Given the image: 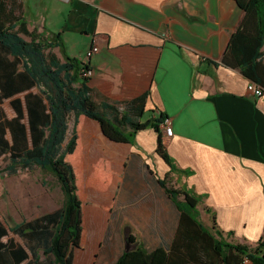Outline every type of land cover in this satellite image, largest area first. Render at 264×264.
<instances>
[{
    "label": "crops",
    "instance_id": "0c3cea01",
    "mask_svg": "<svg viewBox=\"0 0 264 264\" xmlns=\"http://www.w3.org/2000/svg\"><path fill=\"white\" fill-rule=\"evenodd\" d=\"M33 1L2 0L0 21L15 24L49 69L67 59L87 64L92 77L68 90L111 119L158 125L177 170L156 153L154 129L132 144L114 143L82 111H67L58 149L74 137L69 163L77 173L90 168L88 189L112 200L107 227H142V245H157L177 226L178 211L158 185L170 175L175 189L201 198L205 227L214 221L233 242L255 247L264 238V97L248 93L249 79L221 63L247 0H56L66 8L55 32L43 17L49 8ZM160 117L171 121L172 137H164ZM99 151L106 152L100 179Z\"/></svg>",
    "mask_w": 264,
    "mask_h": 264
},
{
    "label": "trees",
    "instance_id": "16d2710c",
    "mask_svg": "<svg viewBox=\"0 0 264 264\" xmlns=\"http://www.w3.org/2000/svg\"><path fill=\"white\" fill-rule=\"evenodd\" d=\"M243 11L221 63L239 70L264 91V0H247ZM14 29L15 24L0 21V178L39 168L57 179L64 196L59 209L31 220L10 226L0 219V264H66L59 243L70 227L73 208L80 206L70 184L72 177L68 180L59 171L61 163L55 158L67 111H82L114 143L132 144L138 132L154 129L158 135L156 153L171 173L177 170L158 125L111 119L91 100L74 96L68 86L89 80L83 77V70H90L88 65L67 59L49 69L42 55L31 50ZM7 103L14 113L11 118L4 109ZM163 122L164 117L156 120ZM169 176L158 179V185L178 211L177 226L167 227L157 245L146 248L143 244L121 252L114 264H264V238L254 247L233 242L234 235L221 232L214 221L211 227H205L197 219L201 198L188 190L175 189Z\"/></svg>",
    "mask_w": 264,
    "mask_h": 264
},
{
    "label": "rangeland",
    "instance_id": "374dc122",
    "mask_svg": "<svg viewBox=\"0 0 264 264\" xmlns=\"http://www.w3.org/2000/svg\"><path fill=\"white\" fill-rule=\"evenodd\" d=\"M33 2L49 8V13L43 16L49 26H47L48 29L55 32L63 26V10L66 8L63 4L56 0ZM41 13L44 14L43 8ZM68 36L78 37L71 33ZM78 39L75 38L76 43ZM75 49L79 51L78 44ZM69 50H72L70 45ZM5 108L7 113L11 114L7 104ZM73 139L74 137L66 145L61 146L56 151L55 157L61 163L58 167L59 171L68 180L69 176L72 177L70 184L74 188L76 200L80 203L79 208H73L71 212L70 227L60 240L59 250L65 257L66 264H114L121 252L142 245L147 231L141 230L142 227H133L130 223L125 226L107 227L112 200L109 199L107 193V195L101 192L93 193L88 189L89 185L86 182L91 177L90 168L77 173L69 163L68 156L73 154ZM94 155L99 164L96 178L100 179L106 176L104 174L106 152L99 151ZM2 166H5V161H2ZM56 180L39 168L31 172L18 173L16 176L0 178V219L6 220L10 226H13L23 219L31 220L59 209L64 195ZM107 192L114 194L116 185H109ZM200 215L199 213L197 219ZM130 237L133 239L131 243L129 242ZM14 239L19 241L16 236ZM3 240L5 242L7 238ZM43 259L42 255L41 260ZM22 264H27V262Z\"/></svg>",
    "mask_w": 264,
    "mask_h": 264
},
{
    "label": "built area",
    "instance_id": "2783aa9c",
    "mask_svg": "<svg viewBox=\"0 0 264 264\" xmlns=\"http://www.w3.org/2000/svg\"><path fill=\"white\" fill-rule=\"evenodd\" d=\"M98 52L97 47H92L90 50L87 51L86 58H90L92 54H95ZM93 75V72L90 70H83V77L85 78H91ZM248 93L253 94L255 97L261 98L264 97V91H262L256 84L250 83L248 85ZM163 134L165 138H170L173 135V128L171 127V121L169 119L164 120L163 122ZM245 264H248L245 262Z\"/></svg>",
    "mask_w": 264,
    "mask_h": 264
},
{
    "label": "water",
    "instance_id": "95a60500",
    "mask_svg": "<svg viewBox=\"0 0 264 264\" xmlns=\"http://www.w3.org/2000/svg\"><path fill=\"white\" fill-rule=\"evenodd\" d=\"M128 249H126V251H127Z\"/></svg>",
    "mask_w": 264,
    "mask_h": 264
}]
</instances>
